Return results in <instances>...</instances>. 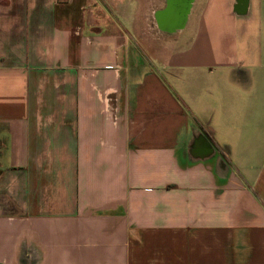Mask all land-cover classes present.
<instances>
[{"label":"crops","instance_id":"1","mask_svg":"<svg viewBox=\"0 0 264 264\" xmlns=\"http://www.w3.org/2000/svg\"><path fill=\"white\" fill-rule=\"evenodd\" d=\"M165 2L0 0V264H264V0Z\"/></svg>","mask_w":264,"mask_h":264},{"label":"rangeland","instance_id":"2","mask_svg":"<svg viewBox=\"0 0 264 264\" xmlns=\"http://www.w3.org/2000/svg\"><path fill=\"white\" fill-rule=\"evenodd\" d=\"M129 30V29H128ZM197 28H185L182 31L174 34V35H170V37H168V41L169 43H167V50L166 52L168 53H188V52H193L194 50H196V44L194 43L193 39L195 38L196 35H199V31H197ZM209 31H211V29H208ZM224 32L226 29H223ZM157 29H155L154 35H155V39H158L160 36L157 35ZM221 31L222 35H226V33H224ZM206 34V33H205ZM210 34V33H209ZM154 38V37H153ZM236 44L238 46V50L237 53L239 54V52L241 53V55L244 54H248V53H252L249 50V46L246 44H242L241 42L238 41V39L240 38V33L238 32V34H236ZM212 46L211 47H215V43H211ZM214 44V45H213ZM208 45V44H207ZM210 45V44H209ZM162 47L161 43H155V44H144V45H140L139 47V51H148L149 52H157L160 51ZM202 48L204 51H206L208 48L206 45L203 46H198L197 49ZM156 67H159L156 66Z\"/></svg>","mask_w":264,"mask_h":264},{"label":"flooded vegetation","instance_id":"3","mask_svg":"<svg viewBox=\"0 0 264 264\" xmlns=\"http://www.w3.org/2000/svg\"><path fill=\"white\" fill-rule=\"evenodd\" d=\"M166 3V7L168 6L167 8V11H159L157 12L155 15V18H156V23L159 27V30L163 33H171V32H174V31H178V30H181L182 28H173L170 26L173 25L175 22L174 20H166L165 19V16L168 15V14H173V12H175V10L177 11L176 13L179 14L181 17L184 16L186 13L184 12L185 8H186V3H185V0H167ZM166 9V8H165ZM179 10V12H178ZM181 19L179 18L178 21H180ZM182 22V20H181Z\"/></svg>","mask_w":264,"mask_h":264}]
</instances>
